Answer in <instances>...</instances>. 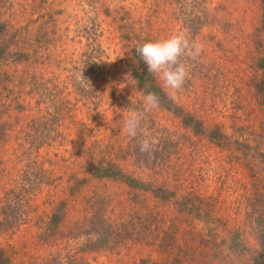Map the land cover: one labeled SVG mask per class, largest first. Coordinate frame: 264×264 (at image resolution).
<instances>
[{
  "label": "rangeland",
  "instance_id": "obj_1",
  "mask_svg": "<svg viewBox=\"0 0 264 264\" xmlns=\"http://www.w3.org/2000/svg\"><path fill=\"white\" fill-rule=\"evenodd\" d=\"M263 15L262 0H0V94L22 109L9 111L20 122L7 141L20 146L15 152L10 144L4 157L0 153L7 168L0 177V193L5 185L14 189L17 207L29 211L30 222L22 224V215L16 220L22 225L12 239L20 237V251H49L29 246L40 230L30 233L29 224L37 217L48 220L57 212L58 200L66 197L67 215L57 236H63L71 257L62 264H161L166 254L195 255L198 242L184 243L180 235L173 248L167 245L165 232L171 226L210 233L202 217L180 211L178 196L182 200L193 191L195 203L200 196L214 201L220 214L234 197L260 201ZM139 31L141 44L185 32L190 42L203 47L195 60L181 57L189 77L174 99L152 75L166 99L160 98V106L145 116L133 138L124 132V121L130 111L143 110L147 94L138 79L145 62L133 40ZM145 138L156 141L150 153L140 151ZM101 161L113 162L115 175H89ZM56 173L62 174L58 186L38 183V176L49 181ZM73 174L79 179H72ZM122 176L146 190L131 188ZM158 187L171 191L169 200ZM99 196L112 198L105 208L114 225L134 221L141 231H123L116 243L94 251L87 249L92 248V235H83L85 227L76 226ZM141 205L144 210L136 214ZM216 231L217 240L228 238L222 227ZM139 234L147 237L139 241ZM194 237L188 234L186 240ZM247 237L243 253L233 249L234 264H255L257 243L252 235ZM223 248L224 253L233 252L226 244Z\"/></svg>",
  "mask_w": 264,
  "mask_h": 264
},
{
  "label": "trees",
  "instance_id": "obj_2",
  "mask_svg": "<svg viewBox=\"0 0 264 264\" xmlns=\"http://www.w3.org/2000/svg\"><path fill=\"white\" fill-rule=\"evenodd\" d=\"M262 7L264 10V0H262ZM262 25L264 32V15ZM136 34L137 35L133 40L136 42L135 46L137 47L139 45H142L140 43L142 41V39L140 38L142 32L139 31V33L136 32ZM146 66V63H144V65H141V76L138 77V79L143 84V90L146 93L154 92L159 96V98H165L161 89L154 82V77L152 75H149L150 73L148 72V68ZM7 100V97H3L2 94H0V153L3 157L7 154V152L10 151V148L8 147L10 144L11 146H13V151L15 152L18 151L20 146L19 144H16V146H14V143L8 142L7 140L10 141V138L12 137L13 133L16 132V129L20 122V116H11V114H9V111L13 108H16L17 113H20L22 109L19 106L15 107V105L18 103L14 102V99H10L8 102ZM3 113H6L7 116H3ZM32 145L33 144H31L29 148H32ZM38 147L39 145L36 146V148ZM1 154L0 177L4 176L3 172L5 169H7L3 167L5 161L2 160ZM64 159L65 158L61 160L64 162ZM111 164H113V162L111 161H101V163L98 162L94 165V172H89V175L100 177L101 179H108L109 176L115 175L114 173L118 171L117 168L114 167V165L112 166ZM64 165L67 164L64 163ZM61 175L62 174L56 173V177L50 179L49 181L47 179L44 180L42 176H38V183L48 182V184H50L51 186L56 187L61 184ZM70 176H72V179H74V176L76 179H79L77 174H73ZM122 179H125V183L131 186V188L136 187L140 188L139 190L142 189L141 191L146 190L142 187V184H138L132 177L122 176ZM127 180L129 182H127ZM162 182H165V178L162 180ZM72 185L73 184H71L70 188L72 187L73 189ZM65 187L68 188L66 185ZM70 188H68L69 195L73 193V190ZM157 190L159 192H165L167 194L171 192L170 190L161 187H158ZM172 191L177 192L176 190ZM189 192V194L182 196V200L180 199L178 194L176 195V193H174V195H172L174 197L178 196L175 200L180 206V211H183V214H193L194 216L198 215L199 217H202L203 221L206 222V225H204L203 228H206L210 233L206 234L202 230L194 231L192 230L193 227H190V230L186 228H183L181 230L179 225L171 226L170 232H165L166 238L170 239V243H167L168 248H173V245L176 243L175 238L180 235V238L183 237L184 240H182L184 241V243H186L187 241H191L192 243L198 242V245L196 247L197 252H195V255H190L186 252H182L179 256H175L173 258L170 257V254H166V256H164V260H160L161 264H234L233 257L235 255L233 254V249L237 248L238 252L243 253L248 246L247 236L249 235H252L257 243V250L253 251L255 252L253 254L255 255V264H264V194L261 197L260 201H253V199L251 198V201H249L248 203L246 199L245 201L241 197H234V202H232L230 205H224V214H220V208H218V210L215 212L216 204H214V201L210 202V200H208L207 198H203L200 196L197 204L195 203V199H198V196L195 198V195L191 193L193 191ZM169 195L170 194L167 195L168 199L166 198L165 200L170 199ZM137 198H139V196L137 194H134L133 202L136 204L138 203L135 200ZM111 201L112 198H108L107 196H103L102 199L100 196L96 199L94 198L93 203H89V207L86 209L87 213L90 214H87L83 217L82 225L80 223H77L76 227H85L82 228L83 235H92V237L89 238V243L91 244L92 248L89 247L87 248L88 250L97 251L101 247H106L108 242L116 243L117 239L120 237L123 231L125 232L128 230L129 232H131V234H137L138 231H141L137 230V223L135 224L134 221H129L126 224L120 222V224L114 225L111 216L107 214L105 208L106 204ZM57 203H59L56 209L57 212L51 215L48 220L42 217H37L33 224H29L30 233H32L34 228L40 229L34 235L31 234L32 239L29 241V246L48 248L49 251L43 253V255H35L34 253L27 254L26 252L20 251V237L17 236L16 239L12 238L15 236V234H18V228L22 224H27L28 222H30L29 211H26V208L19 209L17 207L19 204V194L17 191H14V189L12 188H6V185L2 186L0 193V209L4 208V211L8 210V213L0 212V264H62L65 259L71 257V253L68 252L69 248L67 242H64V244H62L63 236H57L59 234L60 225L65 220L64 217L67 215V209L65 206L69 204V201L66 197L62 200H58ZM242 204L244 205L242 206ZM95 205L97 206L95 207ZM249 206H252L253 208L250 210L248 208ZM132 207H134V205ZM142 210H144L143 205H141L139 208L136 207V214L141 215L140 213ZM241 214L243 217L242 220H237V217ZM19 215L24 216V218L21 220L22 224L19 223V220L21 219H19ZM158 215L163 217V210H159ZM232 215H234L233 218H231ZM17 219L19 220L16 221ZM218 227H222L223 231H225L228 235V238H223L219 241L216 238L217 236H213L217 235L216 230ZM188 234L196 235V237L186 240ZM146 237L147 236L144 234H139V241L144 240ZM3 238L11 240L12 243L7 242L6 244H3ZM67 240H69L68 237ZM225 244L227 249H230L233 252L224 253L223 246ZM187 245L188 244H185V248ZM82 246L84 249H86L84 245ZM170 259H172L171 263H166L169 262Z\"/></svg>",
  "mask_w": 264,
  "mask_h": 264
},
{
  "label": "clouds",
  "instance_id": "obj_3",
  "mask_svg": "<svg viewBox=\"0 0 264 264\" xmlns=\"http://www.w3.org/2000/svg\"><path fill=\"white\" fill-rule=\"evenodd\" d=\"M202 47L201 44L190 42L187 33L178 32L163 39L147 41L137 46L136 52L146 63L148 72L162 81L164 88L171 90L169 96L174 99L175 92L182 89L189 77V69L181 57L187 56L195 60L200 56ZM142 102L143 110L130 111L124 121V132L133 138L138 135L145 116L160 106V98L154 92L144 95ZM155 143V140L142 139L139 142L140 151L150 153Z\"/></svg>",
  "mask_w": 264,
  "mask_h": 264
}]
</instances>
